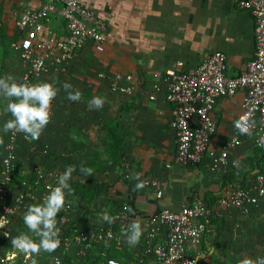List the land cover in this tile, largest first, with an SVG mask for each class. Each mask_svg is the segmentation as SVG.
I'll list each match as a JSON object with an SVG mask.
<instances>
[{
	"label": "crops",
	"instance_id": "obj_1",
	"mask_svg": "<svg viewBox=\"0 0 264 264\" xmlns=\"http://www.w3.org/2000/svg\"><path fill=\"white\" fill-rule=\"evenodd\" d=\"M44 1L0 0V46L9 52V69L18 62L11 44L21 37L16 25L21 12L39 7ZM81 1L106 24L104 49L99 52L92 42H87L76 52L65 72L52 69L36 81L53 83L59 90L50 102V120L40 138L18 148L17 181L23 180L20 172L34 164L58 174L73 166L75 170L68 183L71 194L79 197L73 201L74 221L90 226L104 224L105 211L112 215L123 202L128 204L132 219L141 225L165 208L178 211L182 199L195 193L213 206L231 189L233 173H210L207 159L199 164L175 163L177 139L171 128L174 107L162 94L151 101L148 93L155 74L168 69L192 73L208 55L217 51L225 55L229 75L243 73L255 52L252 14L240 10L238 0ZM45 26L56 35L64 34L60 17L49 19ZM178 62H182L181 67L176 66ZM99 74L108 78L130 74L136 90L131 95L112 94L109 79H100ZM64 82L81 91L79 101L66 99ZM94 95L104 99L102 108L89 106ZM243 96V91H239L217 101L213 111L217 121L212 139L214 147L221 146L232 135L233 123L243 111ZM1 99L5 107L7 98ZM8 114L4 111L2 121ZM110 129L116 134V146ZM257 151L249 136L230 153L231 159L239 164L246 184L264 172ZM3 154L4 146L0 157ZM123 162L130 163V181L121 178ZM166 162H171L169 168ZM82 166L91 168L92 175L82 173ZM137 173L140 178H158L164 188L163 197L157 198L151 190L136 189ZM263 205L264 202L259 206ZM220 212L221 216L213 219L211 229L197 249L199 262L211 245L218 246L236 237L243 227L241 220L252 214L226 209ZM21 231L28 230L20 224L11 237ZM11 237L0 234V253L12 247Z\"/></svg>",
	"mask_w": 264,
	"mask_h": 264
},
{
	"label": "built area",
	"instance_id": "obj_2",
	"mask_svg": "<svg viewBox=\"0 0 264 264\" xmlns=\"http://www.w3.org/2000/svg\"><path fill=\"white\" fill-rule=\"evenodd\" d=\"M237 5L240 10L252 14L255 23V52L243 73L229 75L225 55L217 51L208 55L192 73L168 69L163 74H155L148 93L151 101L162 94L174 107L171 121L177 139L174 162L199 164L207 159L210 173L228 175L232 172L235 180L229 192L213 206L195 193L182 199L178 211L165 208L150 216L141 225L144 231L135 246H129L124 238L133 221L126 202L111 215V223L90 226L75 223L73 201L79 197L67 194L57 218L60 244L50 254V264H199L197 249L211 229L213 219L221 216V209L249 215L264 202V172H259L246 184L242 181L239 164L236 161L234 164L230 156L232 150L251 136L254 148L263 151L260 162L264 166V0H238ZM53 17H60L64 22L63 35L46 28V21ZM16 25L21 37L11 44V51L18 62L2 70L0 77L11 76L17 81L34 84L52 69L65 72L76 52L87 42H92L99 52L104 49L106 24L81 0H45L39 7L24 9ZM176 66L181 67L182 62ZM99 78L108 77L99 74ZM108 79L112 94L131 95L136 90L130 74ZM239 91L244 94L243 111L236 120L247 114L245 123L249 132L241 134L233 123L232 135L221 146L214 147L212 139L217 121L213 111L217 101ZM30 141L20 132L9 131L6 137L0 160V217H4L0 234L4 238H10L20 224L25 226L22 217L27 205L42 202L59 175L34 164L20 172L23 180L16 181L18 148ZM170 166L171 162H166V167ZM122 169L121 178L130 181V163L123 162ZM140 180L144 181L140 189L153 191L157 198L163 197L164 188L158 178L141 177ZM113 251L122 259L111 257ZM126 255L132 259H125ZM42 257V254L36 257L37 264H41ZM0 264H31V257L25 258L10 247L0 253Z\"/></svg>",
	"mask_w": 264,
	"mask_h": 264
},
{
	"label": "clouds",
	"instance_id": "obj_3",
	"mask_svg": "<svg viewBox=\"0 0 264 264\" xmlns=\"http://www.w3.org/2000/svg\"><path fill=\"white\" fill-rule=\"evenodd\" d=\"M62 87L67 100L75 102L81 99V91L74 89L71 83L64 82ZM58 90L53 83L49 82L28 84L17 81L11 76L0 77V96L7 98L4 111L11 115L10 119L0 125V132H20L26 139L38 140L49 123L50 102L56 97ZM104 103L102 97L94 95L89 101V106L99 109ZM246 120L247 114L234 121V127L241 134L249 132ZM74 170L73 166L66 167L58 175L55 186L50 187L42 202L27 205L22 219L28 231H21L18 235L11 237L12 247L25 258L31 257V264H37L36 257L39 254L52 253L60 244L57 213L61 212L65 205L66 195L72 191L68 181ZM80 171L87 176L92 175V169L89 167L82 166ZM135 179L137 180L135 188H142L144 181L140 180L139 173L136 174ZM104 219L111 223L113 217L105 211ZM0 228H4V217H0ZM143 231L140 222L133 220L124 234L127 244L129 246L138 244ZM239 264H264V257H257L255 261L245 258Z\"/></svg>",
	"mask_w": 264,
	"mask_h": 264
},
{
	"label": "rangeland",
	"instance_id": "obj_4",
	"mask_svg": "<svg viewBox=\"0 0 264 264\" xmlns=\"http://www.w3.org/2000/svg\"><path fill=\"white\" fill-rule=\"evenodd\" d=\"M8 59H10L8 50L0 46V73L8 68ZM1 98L2 96H0V125L11 118L8 114L7 119L4 117V121H2L4 107ZM4 104L6 103L4 102ZM6 134L0 132V156L2 155ZM241 222L243 227L240 229V233L231 241L226 239L218 246L211 245L207 250L206 257L199 264H239L245 258L255 261L257 257H264V205L259 206L258 210L243 218ZM41 254L43 256L41 264H50L51 253L42 252Z\"/></svg>",
	"mask_w": 264,
	"mask_h": 264
},
{
	"label": "trees",
	"instance_id": "obj_5",
	"mask_svg": "<svg viewBox=\"0 0 264 264\" xmlns=\"http://www.w3.org/2000/svg\"><path fill=\"white\" fill-rule=\"evenodd\" d=\"M109 134H110L111 137H112L111 139L114 140L113 142H114V145L116 146V143H115V142H116V134H115L114 130L110 129V130H109ZM257 152H258V155H257L258 157H260L261 154H263V151H259V150H258ZM1 158H2V157H0V160H1ZM260 158H261V157H260ZM15 179H16V181H17V178H15ZM110 256H111V257H115V258H117V259H119V260L122 259V258H121L118 254H116V252H114V251L111 252ZM123 257H125V256H123ZM125 259L131 260L132 258H131L129 255H126Z\"/></svg>",
	"mask_w": 264,
	"mask_h": 264
}]
</instances>
